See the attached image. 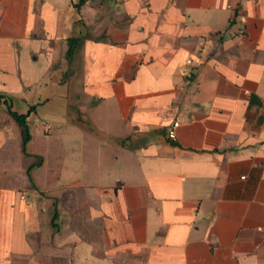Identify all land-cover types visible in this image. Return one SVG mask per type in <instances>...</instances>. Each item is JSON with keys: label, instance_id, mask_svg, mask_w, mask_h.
Wrapping results in <instances>:
<instances>
[{"label": "crops", "instance_id": "obj_1", "mask_svg": "<svg viewBox=\"0 0 264 264\" xmlns=\"http://www.w3.org/2000/svg\"><path fill=\"white\" fill-rule=\"evenodd\" d=\"M0 95V264H264V0H0Z\"/></svg>", "mask_w": 264, "mask_h": 264}, {"label": "trees", "instance_id": "obj_2", "mask_svg": "<svg viewBox=\"0 0 264 264\" xmlns=\"http://www.w3.org/2000/svg\"><path fill=\"white\" fill-rule=\"evenodd\" d=\"M81 42L80 38H73L70 39L69 41V51H68V58L71 59V57L73 56L74 52L76 51V49L79 47ZM2 98V96L0 95V99ZM9 113L10 115L14 118V120L18 123V125L21 128V133H22V151L25 155L27 156H31L27 153V149L26 146L28 144V142L32 139V135L30 132V127L28 124V116L29 114H19L16 111H13L11 109V107H9ZM37 159H39L40 161L38 163H34L33 165L30 166L29 171L36 167V166H40L41 165V157L40 156H35ZM31 178V176H30Z\"/></svg>", "mask_w": 264, "mask_h": 264}, {"label": "rangeland", "instance_id": "obj_3", "mask_svg": "<svg viewBox=\"0 0 264 264\" xmlns=\"http://www.w3.org/2000/svg\"><path fill=\"white\" fill-rule=\"evenodd\" d=\"M31 129L34 133V141L33 143L30 145V149L32 150H39L40 147L42 146V126H41V122L38 120H33L31 122ZM27 149V148H26ZM28 152V151H27ZM14 157L16 158V162H17V173H18V177L19 178H25V175L27 174V169L29 167V160L27 159H23L22 158V152H21V143L17 144L14 148L13 151ZM40 160L37 158H33L32 162L34 163H38ZM20 162V163H19ZM21 162H25V164H21ZM33 169V168H32ZM32 189H35L36 186L34 184L31 185Z\"/></svg>", "mask_w": 264, "mask_h": 264}, {"label": "built area", "instance_id": "obj_4", "mask_svg": "<svg viewBox=\"0 0 264 264\" xmlns=\"http://www.w3.org/2000/svg\"><path fill=\"white\" fill-rule=\"evenodd\" d=\"M191 61L189 60L188 63H190ZM179 123H174L172 128L170 129V131L168 132V137L172 140L176 139V129L178 128Z\"/></svg>", "mask_w": 264, "mask_h": 264}]
</instances>
